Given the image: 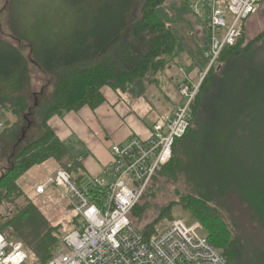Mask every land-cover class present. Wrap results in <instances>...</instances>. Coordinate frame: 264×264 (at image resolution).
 <instances>
[{
    "label": "trees",
    "instance_id": "obj_1",
    "mask_svg": "<svg viewBox=\"0 0 264 264\" xmlns=\"http://www.w3.org/2000/svg\"><path fill=\"white\" fill-rule=\"evenodd\" d=\"M166 1L50 0L36 2L34 11H27V0H10L7 22L14 40L29 49L32 63L50 79L32 93L22 51L0 36V110L22 116L30 125L28 131L29 119L37 116L42 130L37 139L14 151L1 175L0 208L23 195L17 182L33 166L53 160L69 175L81 168V160L70 157L62 162L66 148L49 127V119L84 106L95 109L104 102L103 87L141 94L157 83L159 73L172 67L180 43L162 17L160 8ZM181 1L192 15L187 0ZM202 27L209 45V33ZM244 31L242 23L237 44L224 48L206 74L190 108L189 129L152 180L163 173L184 178L191 193L179 203L190 214V222H199L210 234L227 264L245 263L247 244L245 237L234 236L228 204L237 201L254 226L264 227V31L247 43ZM195 67L197 62H191L185 73ZM26 202L17 214L4 218L0 234L24 244L29 264H46L63 238ZM144 210L136 205L132 222ZM157 223L139 230L149 239L163 230H156Z\"/></svg>",
    "mask_w": 264,
    "mask_h": 264
},
{
    "label": "built area",
    "instance_id": "obj_2",
    "mask_svg": "<svg viewBox=\"0 0 264 264\" xmlns=\"http://www.w3.org/2000/svg\"><path fill=\"white\" fill-rule=\"evenodd\" d=\"M263 0H188L193 16L209 33L203 53V68L190 74L180 69L182 79L168 92L173 108L152 124L149 137L130 136L110 147L111 161L102 174L80 185L62 167L37 186V196L46 185L58 188L75 201L80 225L62 240L46 264H227L213 246L201 224L173 219L159 234L147 239L130 218L153 178L169 163L173 146L189 129L191 105L206 74L221 51L241 38V25L258 11ZM172 93V94H171ZM3 126L0 124V134ZM24 244L0 234V264H29Z\"/></svg>",
    "mask_w": 264,
    "mask_h": 264
},
{
    "label": "rangeland",
    "instance_id": "obj_3",
    "mask_svg": "<svg viewBox=\"0 0 264 264\" xmlns=\"http://www.w3.org/2000/svg\"><path fill=\"white\" fill-rule=\"evenodd\" d=\"M27 1L29 2L26 7L27 11L28 9L34 11L33 5L36 2L47 3L50 0ZM9 2L10 0H0V36L4 42L22 51V55L25 57L29 69L30 91L32 93H38L41 87L50 79V76L45 75L32 63L29 49L23 43L14 40L7 22L6 5L8 7ZM68 9H66V12L71 14L72 12ZM160 10H162L161 13L164 21L168 23L169 28L179 41L180 46L176 53L177 59L173 62L172 67L165 69L162 74L159 73L156 76L157 83L149 86L148 91L152 90L151 92L153 94L159 96L155 101L150 96L146 97L147 102L145 104L148 107L149 113H151L150 118L154 119L153 123L173 108L170 102L171 100L169 101L167 95L169 90L172 93L175 91L176 86L182 79L180 69L184 70V67H188L193 61H196L199 67L202 68L204 66L202 51L207 49L208 45L207 36L202 24L188 12L181 0H168ZM262 31H264V1H262L256 14L245 22V42L247 43L253 40ZM51 90L52 86L47 89L46 94L47 92H51ZM29 121L32 122V126L28 131L27 128L30 125L22 116L16 117L5 110H0V124L3 126V131L0 134V177L6 172L14 151L21 150L30 141L37 139L42 133L40 119L37 116L29 119ZM147 121L152 122L151 120ZM149 134L150 130L144 136H137L140 139H146L149 137ZM69 143H72V149L75 151V154L69 152L66 148V154L62 159L63 163L68 162L70 157L77 160H81L78 158L82 157L79 155L81 152L78 147L79 142L71 137L69 140H66V145L69 146ZM55 164L53 160H47L40 165L33 166L18 180L17 186L21 189L23 195L20 194L21 197L15 199L13 203L4 202L2 204L0 208V223L5 222L3 221L4 218H11L17 214L16 210L25 207L27 205L26 201H29L46 219L49 224L48 227L56 230L60 240L80 225V217L77 216L74 209L75 201L65 197L55 186L46 185L45 193L36 197V187L46 184L49 175L53 172ZM63 168L65 169V167ZM70 175L74 178L76 172H71ZM89 179L91 178H87L83 184L87 183ZM190 193L182 176H170L166 173L159 175L148 185L141 200L137 204L138 206L144 207L145 210L142 215L133 217L135 226L143 231L158 222L156 230L160 231L166 228L170 221L175 218L190 222V214L183 211L181 203H179L190 195ZM236 202L234 201V205H232V202L228 204L229 211H233L229 215V218H234V236L245 237L247 242L243 251L246 258L243 264H262L264 262V227L254 226L246 216L247 213L243 208H239ZM222 213L226 215V213ZM229 218L224 219L231 226ZM10 232L7 234H11ZM204 234L207 236L210 235L206 231Z\"/></svg>",
    "mask_w": 264,
    "mask_h": 264
},
{
    "label": "crops",
    "instance_id": "obj_4",
    "mask_svg": "<svg viewBox=\"0 0 264 264\" xmlns=\"http://www.w3.org/2000/svg\"><path fill=\"white\" fill-rule=\"evenodd\" d=\"M148 89L149 87L140 94L136 90L122 92L103 87L100 93L104 102L95 109L84 106L77 111L54 115L49 119V127L69 152L75 154L72 143L68 146L66 140L72 137L79 142V155L82 157L78 159H81V168L77 170L74 179L80 178V185L84 186L87 178L100 176L110 164L112 144L124 142L130 136H144L150 130L154 119L150 118L151 113L145 104L146 97L150 96L155 101L159 96ZM58 166L54 165L49 178Z\"/></svg>",
    "mask_w": 264,
    "mask_h": 264
}]
</instances>
